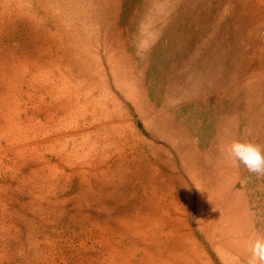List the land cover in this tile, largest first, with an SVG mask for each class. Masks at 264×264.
Listing matches in <instances>:
<instances>
[{"label": "rangeland", "instance_id": "obj_1", "mask_svg": "<svg viewBox=\"0 0 264 264\" xmlns=\"http://www.w3.org/2000/svg\"><path fill=\"white\" fill-rule=\"evenodd\" d=\"M249 13L264 0H0V264H246L251 233L215 217L245 169L226 147L264 146Z\"/></svg>", "mask_w": 264, "mask_h": 264}, {"label": "bare ground", "instance_id": "obj_2", "mask_svg": "<svg viewBox=\"0 0 264 264\" xmlns=\"http://www.w3.org/2000/svg\"><path fill=\"white\" fill-rule=\"evenodd\" d=\"M261 119L262 118L260 117V120ZM260 140L261 139H259V141ZM262 149H264V146L262 147ZM232 179H233V185H231V187L233 190H235L233 191V193H236V195H234V199L224 198L225 200H228L224 202V201H220L221 196L220 194L218 195L219 207L216 208L217 213L215 217L216 225L219 230L218 234L221 237L222 236L226 237V240L229 242L231 241L235 242L239 240V237L241 235V230L242 232H245L243 235H247V233L250 232L251 239H249V241H247L246 243L243 242V244H245L246 247L247 246L249 247L252 237H254L257 233L263 234L264 227H258L259 224L253 222L254 218L252 216H249V213L247 215L245 213L244 208L251 205L252 203L254 204V202L257 203L256 205H259L260 204L259 200H261V202L264 203V193L262 190V186L259 185V176L249 173L246 168L243 171H241V173L238 170H236L233 173ZM223 186L224 184L220 185V190L223 188ZM237 199L239 200L238 202L239 205L243 207L242 211L241 212L239 211V214H237L236 207L233 206L234 203H237ZM251 210L253 211L252 207ZM254 214L257 217V215H259L260 213L256 212ZM234 215H238L239 219H234ZM218 219L219 221L217 222ZM245 219H247V221ZM236 220H239L242 226V227L237 226L239 228L238 231L235 229ZM240 245H242L240 244V242L236 244V246H240ZM208 248L214 249L213 245L210 244ZM246 254L250 256V251L249 250L246 251ZM191 264H198V262L195 260L192 261Z\"/></svg>", "mask_w": 264, "mask_h": 264}, {"label": "clouds", "instance_id": "obj_3", "mask_svg": "<svg viewBox=\"0 0 264 264\" xmlns=\"http://www.w3.org/2000/svg\"><path fill=\"white\" fill-rule=\"evenodd\" d=\"M231 162L256 176H264V150L258 144L233 141L225 149ZM250 256L246 264H264V234L257 233L249 244ZM238 264V261H237Z\"/></svg>", "mask_w": 264, "mask_h": 264}, {"label": "crops", "instance_id": "obj_4", "mask_svg": "<svg viewBox=\"0 0 264 264\" xmlns=\"http://www.w3.org/2000/svg\"><path fill=\"white\" fill-rule=\"evenodd\" d=\"M249 15L251 18H254V20L258 21V22L255 21V22L251 23V25L253 24L252 26H258L259 29L264 28L263 19H261L260 13H258L255 16H252L250 13H249ZM245 16H247V14H245ZM260 39L261 40L263 39L262 44H259ZM244 47H245L244 51H246V52H244L245 53V55H244L245 60L253 59V58H259L262 61V59H264V37L263 38L256 37V39H252V40L251 39H245L244 40ZM245 65H247V62L245 63ZM249 66L251 67V65H249ZM245 68H246V66H245ZM262 70L263 69H260V71H262ZM259 74H262V72H260ZM261 91H263V90H261ZM263 96L264 95H261V96H259V98L260 99L264 98Z\"/></svg>", "mask_w": 264, "mask_h": 264}]
</instances>
